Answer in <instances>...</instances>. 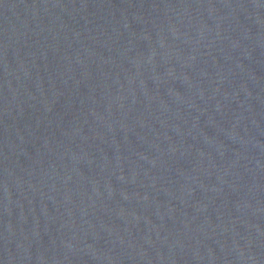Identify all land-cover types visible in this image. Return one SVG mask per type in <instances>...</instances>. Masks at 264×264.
Instances as JSON below:
<instances>
[{"label": "water", "instance_id": "obj_1", "mask_svg": "<svg viewBox=\"0 0 264 264\" xmlns=\"http://www.w3.org/2000/svg\"><path fill=\"white\" fill-rule=\"evenodd\" d=\"M0 264H264V0H0Z\"/></svg>", "mask_w": 264, "mask_h": 264}]
</instances>
